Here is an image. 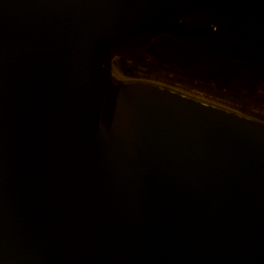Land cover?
<instances>
[{"label": "water", "instance_id": "1", "mask_svg": "<svg viewBox=\"0 0 264 264\" xmlns=\"http://www.w3.org/2000/svg\"><path fill=\"white\" fill-rule=\"evenodd\" d=\"M160 36L264 95V0H0V264H264V116L134 76Z\"/></svg>", "mask_w": 264, "mask_h": 264}, {"label": "rangeland", "instance_id": "2", "mask_svg": "<svg viewBox=\"0 0 264 264\" xmlns=\"http://www.w3.org/2000/svg\"><path fill=\"white\" fill-rule=\"evenodd\" d=\"M170 46L165 39L156 38L141 53L148 56V59L145 61L149 63V59H152L164 67L195 76V74L178 69L184 59ZM126 63L134 76L173 86L206 99L242 108L264 116V106L258 104H264V95L257 94L255 91H248L247 89L230 84L223 85L232 89L224 88L220 78H217V84L213 88L212 75H208L206 81H199L178 73L160 69L153 63L143 66L135 59ZM234 72H236L235 69ZM237 73H239V70H237Z\"/></svg>", "mask_w": 264, "mask_h": 264}, {"label": "trees", "instance_id": "3", "mask_svg": "<svg viewBox=\"0 0 264 264\" xmlns=\"http://www.w3.org/2000/svg\"><path fill=\"white\" fill-rule=\"evenodd\" d=\"M162 39H165L174 49H179V47H178V45H177V42L176 41H172V40H170L168 37L166 38V37H164V38H162ZM152 42V41H151ZM147 47V46H146ZM145 47V48H146ZM144 48V49H145ZM143 49V50H144ZM142 50V51H143ZM176 51V50H175ZM196 52H203L201 49L200 50H196ZM177 53L181 56V57H183V59H184V55H182V54H180L178 51H177ZM197 55V53H194L193 54V56L195 57ZM135 60L136 61H138L139 62V64H141V65H143V66H147L148 64H150L149 62H147V61H145L144 59H143V57L139 54L136 58H135ZM151 66V65H150Z\"/></svg>", "mask_w": 264, "mask_h": 264}, {"label": "flooded vegetation", "instance_id": "4", "mask_svg": "<svg viewBox=\"0 0 264 264\" xmlns=\"http://www.w3.org/2000/svg\"><path fill=\"white\" fill-rule=\"evenodd\" d=\"M157 38H164V36H160V37H157ZM167 38V37H166ZM156 39V38H155ZM170 40H172V41H176V40H174V39H171V38H169ZM154 40V39H153ZM169 42V41H168ZM177 42V41H176ZM178 43V42H177ZM178 45H179V43H178Z\"/></svg>", "mask_w": 264, "mask_h": 264}, {"label": "bare ground", "instance_id": "5", "mask_svg": "<svg viewBox=\"0 0 264 264\" xmlns=\"http://www.w3.org/2000/svg\"><path fill=\"white\" fill-rule=\"evenodd\" d=\"M119 78H121V75H119ZM188 93H190V92H188ZM193 94V93H192ZM193 95H196V96H198V97H200L199 95H197V94H193ZM203 98V97H202Z\"/></svg>", "mask_w": 264, "mask_h": 264}]
</instances>
